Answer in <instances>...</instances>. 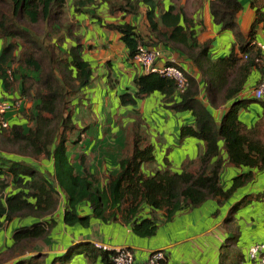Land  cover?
I'll return each instance as SVG.
<instances>
[{
	"label": "trees",
	"instance_id": "obj_1",
	"mask_svg": "<svg viewBox=\"0 0 264 264\" xmlns=\"http://www.w3.org/2000/svg\"><path fill=\"white\" fill-rule=\"evenodd\" d=\"M92 1L74 0L78 3L75 12ZM139 2L147 6L149 28L157 42L144 40L130 24H107L121 33L128 56L136 54L138 44L149 47L151 43H169L188 57L199 76L185 71L189 84L179 93L173 79L157 72L136 75L135 90L121 92L119 104L135 105L139 98L161 93L166 108L191 113L192 121L179 128V139L195 138L201 147L196 157L185 159L179 169L170 168L167 159V164L159 167L152 136L144 120L137 117L119 135L123 145L105 149L116 155L114 168L99 174L87 165L82 149L84 140L91 142V123L76 112L84 101L93 69L82 56L81 37L76 36V24L67 16V0H0V89L30 103L20 110L25 123L13 118L9 128L0 124V190L11 188L3 200L0 198V215L9 221L27 217L34 221L12 230L10 245L0 252V264H46L39 241L56 227L60 202L62 223L67 226H88L90 216L77 212V206L85 203L94 218L129 225L135 235L149 237L160 222L171 221L179 212L199 207L209 199L221 205L252 179L250 169H264V100L251 94L238 97L252 69L259 68L263 74V63L258 60L261 52L253 50L250 40L244 41L237 28L240 0L208 1L213 22L234 35L240 51L238 54L232 49L214 60L208 55L210 41H197L198 30L181 7L169 5L159 10L160 0H125L122 7L134 12ZM108 4L111 12L119 8L113 1ZM262 18L264 13L257 9L249 39ZM33 26L37 27L35 31L31 30ZM67 38L75 44L62 48ZM201 88L209 106L227 104L218 123L199 98ZM255 100L262 111L249 127L239 119L238 112ZM78 148L83 151L77 155ZM76 155L79 169L74 162ZM43 158L51 161L50 171H40L34 165ZM226 165L249 170L234 176L225 189L220 176ZM260 196L245 195L228 209L222 225L232 235L221 245L222 264L239 236L234 214ZM144 208L149 209V215L143 217ZM218 214L216 209L213 216ZM75 247L80 250L73 251ZM79 253L89 263L99 258L103 264H114V250H103L92 243L77 244L53 257L50 264H67Z\"/></svg>",
	"mask_w": 264,
	"mask_h": 264
},
{
	"label": "crops",
	"instance_id": "obj_2",
	"mask_svg": "<svg viewBox=\"0 0 264 264\" xmlns=\"http://www.w3.org/2000/svg\"><path fill=\"white\" fill-rule=\"evenodd\" d=\"M93 1L91 5L83 6V9H79L78 12H75V9L71 12L67 11V16L76 24V36L81 37L82 56L89 61L93 69L92 78L83 99L87 105L82 104L86 108L82 111L85 122L91 123L88 138L92 140L90 143L84 142L82 147L87 155V165L99 174L112 170L116 155L109 154L105 149L123 145L119 135L137 117H140L152 136L155 155L159 156L158 159L156 157L158 164L161 160L167 159L170 165L180 167L185 159L195 158L201 147V142L195 138L179 139V128L192 121L191 113L189 111L173 112L166 108L162 103L163 95L157 91L143 99H137L135 105L121 106L119 104L118 95L127 90L134 91V77L146 71L128 56V50L120 38L121 33L114 28L111 29L107 24H130L135 27L136 33L141 38L157 42V38L149 28L150 24L146 15L147 6L139 2L135 11L129 12L122 7L125 0ZM108 1H113L115 6L119 5V8L111 12ZM208 1L160 0L158 7L159 10L169 5L181 7L194 28L198 30L197 41L201 44L210 41L211 47L208 54L210 59L226 56L232 49L239 54V43L234 35L229 30H220V26L213 22ZM240 2L242 9L237 14V28L244 37L243 40H250L253 50L261 52V58L258 59L261 62L264 58V52L260 49V44H264V18L256 25L251 39H249V33L251 24L256 18L257 9L264 13V0H256L254 4H251V0H240ZM181 23L184 24L182 20ZM67 42L68 45L75 44L73 39L67 38ZM151 44L149 47L155 46L161 50L156 66L175 59L187 73L196 78L199 76L197 69L179 48H174L169 43ZM260 76L261 69H252L238 97H250L252 86L259 81ZM15 97L18 95L4 94L0 89V100ZM176 97L178 100V96ZM199 98L204 101L218 123L227 104L219 108L209 106L202 88ZM29 105V102L23 101L22 107L27 108ZM261 111L258 105L251 104L247 108H241L238 116L250 127L258 119ZM14 115L15 112L10 111L6 117H10V120L17 118L18 121L23 122V116L21 118V115L17 117ZM77 155L74 162L79 169ZM223 157L225 158L226 155L223 154ZM34 165L40 171L52 169L51 161L44 158L35 161ZM174 169L179 168L174 167ZM248 170L249 168L244 166L226 165L221 173L220 182L226 189L230 187L234 176ZM250 170L253 172L252 179L239 187L221 205L209 199L199 207L179 212L171 221L160 222L155 233L149 237L135 235L129 225L117 221L104 223L94 218L89 205L85 203L77 206V212L79 215L90 216L88 226L83 227L79 223L67 226L62 223L63 207L60 202L55 216L56 227L46 238L39 241L40 252L46 256L45 263L50 264L56 253L69 249L66 247L67 244L101 242L110 247L125 246L132 249L136 262L145 260L151 251L161 249L165 254L166 264H222L223 262H220L221 245L227 236L232 235V232L222 225L228 209L245 195L252 197L262 195L252 200L250 204L241 207L234 214V225L239 227V236L236 244L230 245L227 257L225 255L224 264H250L247 254L248 247L253 243L264 244V169L252 168ZM9 190H11L10 186L3 191L0 190L2 200ZM144 209L143 217L149 215V209ZM216 209H219V214L213 216ZM22 223L24 222L17 219L6 220L4 215H0V246L2 248L6 247V243H11L12 230ZM226 252H228L227 249ZM79 254L81 256H73L67 264H103L99 258L94 263H89L82 253Z\"/></svg>",
	"mask_w": 264,
	"mask_h": 264
},
{
	"label": "built area",
	"instance_id": "obj_3",
	"mask_svg": "<svg viewBox=\"0 0 264 264\" xmlns=\"http://www.w3.org/2000/svg\"><path fill=\"white\" fill-rule=\"evenodd\" d=\"M138 51L132 57V60L146 72H157L164 77H168L174 80L177 92H183L188 84V77L185 71L181 68L180 64L175 59L167 61V63L161 66H156V60L161 56V50L158 47H147L142 44H138ZM260 49L264 52V44H260ZM245 57V56H244ZM263 63V74L260 81L255 85L250 94L256 99L264 100V58L261 60ZM23 99L15 97L13 99H1L0 100V124L4 128H9L11 124L10 117L7 118L8 112H15L14 116L19 113L23 105ZM94 245L97 248L105 250H114V254L111 256L114 264H166V257L164 252L160 250L151 251L148 257L142 262H136L132 249L125 246L110 247L101 242H95ZM250 264H264V244L253 243L247 250Z\"/></svg>",
	"mask_w": 264,
	"mask_h": 264
},
{
	"label": "rangeland",
	"instance_id": "obj_4",
	"mask_svg": "<svg viewBox=\"0 0 264 264\" xmlns=\"http://www.w3.org/2000/svg\"><path fill=\"white\" fill-rule=\"evenodd\" d=\"M93 2H95V1H93ZM78 5V3L76 4L75 2H74V0H68L67 1V4H66V10L68 11L69 10V12H71V11H73L75 8H76V6ZM89 5H91V4H89ZM79 8H81V10H82V8L83 7H81V6H79ZM66 11V12H67ZM89 11H91V10H89ZM37 29V27L36 26H33L32 28H31V30L32 31H35ZM71 31H73L72 29H71ZM36 33H38V32H36ZM74 33V32H73ZM1 45H2V42H1V40H0V48H1ZM69 45H68V42H67V40L64 42V44L62 45V48H66L67 49V47H68ZM181 66V65H180ZM181 68L184 70V71H186L182 66H181ZM187 72V71H186ZM82 104L85 106V105H87L85 102H82ZM82 104L81 105H78L77 106V109H76V112H78L82 117H83V112L82 111H84V110H86V108L85 107H83L82 106ZM251 104H254V105H258L260 108H261V104L259 103V101L258 100H255V101H253V102H251L248 106H251ZM85 108V109H84ZM261 110H262V108H261ZM81 111V112H80ZM88 111V110H87ZM19 113H18V115H21V118H22V114H21V111L19 110L18 111ZM87 116V115H86ZM85 116V117H86ZM84 118V117H83ZM25 119V118H24ZM11 123H13V121L11 120L10 121ZM23 122L25 123L26 122V120L24 121L23 120ZM4 134V133H3ZM5 134H7L6 132H5ZM86 139H88V138H86ZM92 140V138H90V141ZM84 142H86L85 140H84ZM155 143H157V141H155ZM1 147V146H0ZM107 148V147H106ZM99 151V150H98ZM77 152H78V154L81 152V149H77ZM96 152V151H95ZM156 157H157V159L159 158V156H158V154H156ZM91 158V156L89 157V159ZM88 161V160H87ZM86 161V162H87ZM159 164H160V166L159 167H161V166H165L166 164H167V162L165 161V160H161V162H159ZM174 167H177V168H180V167H178V166H174V165H170V168H173L174 169ZM23 224H21V225H29V224H31V223H33L34 221L32 220V219H28V217L27 218H25V219H23ZM10 244H5V246L6 247H8ZM75 245H73L72 243H70V244H67L66 245V247L67 248H72V247H74ZM6 247H4V248H2V246H0V252H2V251H5V249H6ZM77 250H80V247H75L74 249H73V251H77ZM72 251V252H73ZM64 254V252H61V253H56L53 257H56V256H61V255H63ZM77 257V256H81L80 254H74V257ZM53 257H52V259H53ZM51 259V260H52ZM79 263H81V262H79Z\"/></svg>",
	"mask_w": 264,
	"mask_h": 264
}]
</instances>
